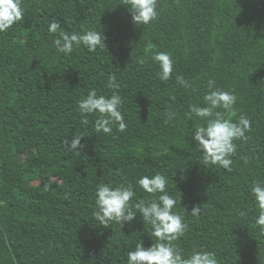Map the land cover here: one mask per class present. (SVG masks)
<instances>
[{
  "label": "trees",
  "instance_id": "trees-1",
  "mask_svg": "<svg viewBox=\"0 0 264 264\" xmlns=\"http://www.w3.org/2000/svg\"><path fill=\"white\" fill-rule=\"evenodd\" d=\"M124 4L22 0L23 18L0 33V264H127L137 243H154L151 226L139 214L102 226L93 215L96 188L131 184L134 205L154 198L137 181L157 173L187 225L173 242L186 257L201 250L218 264H264L250 192L264 181V0H157L147 25L134 24ZM52 21L69 33L95 30L105 46L59 53ZM156 52L173 59L167 81L158 78ZM210 79L211 90L236 96L230 111L214 113L251 121L247 140L233 141L230 171L206 163L192 140L208 118L190 105L207 106ZM93 88L122 97L125 131L113 124L111 134L97 133L100 114L80 113ZM76 135L81 147L70 149Z\"/></svg>",
  "mask_w": 264,
  "mask_h": 264
},
{
  "label": "clouds",
  "instance_id": "clouds-1",
  "mask_svg": "<svg viewBox=\"0 0 264 264\" xmlns=\"http://www.w3.org/2000/svg\"><path fill=\"white\" fill-rule=\"evenodd\" d=\"M22 0H0V33L6 32L14 23L23 18L24 9ZM124 6L129 10L132 22L136 25H147L156 19L157 0H125ZM50 33H59L54 45L59 53L71 54L74 45L83 44L89 51H95L97 47L105 46L103 34L89 30L85 33L66 32L58 21H52L49 25ZM153 61L159 66L158 78L167 81L173 74V59L167 52H156ZM177 81L188 86L182 76L176 77ZM109 86L118 89L120 87L116 76L109 77ZM215 86L214 80L208 81L210 91L204 96L206 107L190 105V111L197 117L208 118L206 126L197 127L192 140L203 152L206 163L218 164L226 170H231L233 163L230 158L236 151L234 140H247L246 131L250 130L251 121L246 116H240L237 122L224 118L221 112H215L217 108L230 111L236 102V96L225 90H211ZM122 97L113 94L110 97L98 95L93 88L86 98L78 102V108L82 115L99 113L94 127L97 133H112V125H118V131L126 129L124 115L121 107ZM172 114H170L171 117ZM214 116V118H212ZM83 136L76 135L71 142H67L70 149L81 147ZM137 184L154 198L148 201L140 200L134 205L132 201L135 192L133 185H120L113 187L109 184H100L95 192L96 210L93 215L100 224L106 227L110 222H133L137 215L142 217L144 224L151 226L148 233L154 243L145 247L143 243H137L135 250L128 251L127 264H218L216 254L211 251L193 250L187 257L181 248L173 242L184 235L187 225L183 217L174 211L176 200L166 190L167 178L162 174L153 176H141ZM250 192L258 205L256 224L264 229V181L253 182ZM159 193L158 196L155 194ZM135 209V211L133 210ZM201 212L200 207L192 210L194 215ZM241 215H244L241 213Z\"/></svg>",
  "mask_w": 264,
  "mask_h": 264
}]
</instances>
